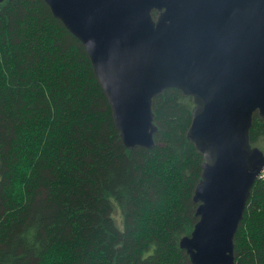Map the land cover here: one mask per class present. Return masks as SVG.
I'll return each instance as SVG.
<instances>
[{"label": "trees", "instance_id": "trees-1", "mask_svg": "<svg viewBox=\"0 0 264 264\" xmlns=\"http://www.w3.org/2000/svg\"><path fill=\"white\" fill-rule=\"evenodd\" d=\"M193 100L154 98L156 146L128 149L82 41L45 0L0 2V264H192L203 156ZM253 146L264 152L254 114ZM264 264V177L235 236Z\"/></svg>", "mask_w": 264, "mask_h": 264}, {"label": "water", "instance_id": "water-1", "mask_svg": "<svg viewBox=\"0 0 264 264\" xmlns=\"http://www.w3.org/2000/svg\"><path fill=\"white\" fill-rule=\"evenodd\" d=\"M2 0H0L1 2ZM84 44L128 149L154 148V98L193 100L187 138L203 156L192 264H236L235 236L264 170V0H45Z\"/></svg>", "mask_w": 264, "mask_h": 264}, {"label": "built area", "instance_id": "built-area-1", "mask_svg": "<svg viewBox=\"0 0 264 264\" xmlns=\"http://www.w3.org/2000/svg\"><path fill=\"white\" fill-rule=\"evenodd\" d=\"M260 177H264V170H263L262 173L260 174Z\"/></svg>", "mask_w": 264, "mask_h": 264}]
</instances>
